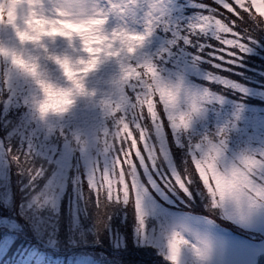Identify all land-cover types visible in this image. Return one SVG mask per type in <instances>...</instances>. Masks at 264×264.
<instances>
[{
	"label": "clouds",
	"instance_id": "clouds-1",
	"mask_svg": "<svg viewBox=\"0 0 264 264\" xmlns=\"http://www.w3.org/2000/svg\"><path fill=\"white\" fill-rule=\"evenodd\" d=\"M244 2L255 15H264V0ZM215 3L231 9L229 0ZM171 4L172 0H0V102L6 106L22 103L35 128L57 132L65 131L60 122L78 101L87 100L107 117L105 125L91 135L79 130L67 134L73 148L91 162L98 151L112 149L113 137L119 139L129 131L126 125L131 122L126 118L122 97L128 95L133 83L142 84L137 102L150 120H166L177 135L191 132L196 137L188 136L192 145L189 154L208 207L203 217L189 208L160 217L153 224L149 213L135 209L133 204L137 230L151 237L167 264H214L219 241L212 226L220 221L225 209L248 218L264 213V194L256 195L252 190L257 185L255 177L264 171V160L258 156L264 147L244 148L229 156V123L196 136V122L206 115L209 106L224 100L212 87L214 82L224 86L225 81H236L208 69L204 71L207 83L194 87L183 72H165L161 49L154 55L142 52L157 29L165 31L174 25ZM217 12L215 7L207 14L196 13L183 26L184 34L171 40L190 39V33L202 45L213 47L212 42H219L236 47L238 42L229 38L232 27L228 18ZM113 17L118 22L109 28ZM57 38L66 41L64 49L54 46ZM110 62L116 70L93 83L91 78ZM208 63L212 69L219 67ZM20 131L14 128L10 135ZM147 132L146 126L141 140ZM161 155L153 152L150 159L155 163ZM133 174L134 166L129 161L125 171L107 176L106 182L109 186L124 183ZM258 186L264 191V183ZM58 187V183L44 187L31 203L37 209L53 203Z\"/></svg>",
	"mask_w": 264,
	"mask_h": 264
},
{
	"label": "rangeland",
	"instance_id": "rangeland-1",
	"mask_svg": "<svg viewBox=\"0 0 264 264\" xmlns=\"http://www.w3.org/2000/svg\"><path fill=\"white\" fill-rule=\"evenodd\" d=\"M199 5L210 6L212 9L217 7L221 12L229 16L233 15L227 9L216 4L215 0H190L186 2L172 0V20L179 23L183 30V26L189 19L194 18L196 13L204 11ZM117 22V18H110L107 26L111 28ZM169 32L171 31L166 32L163 29H157L142 49V52L154 55L161 48H167L166 58L162 62V67L166 73L183 72L188 82L197 87L207 83L204 80V71L210 69L228 76L246 89L245 92H241L231 88L225 89L223 85L213 84L214 90L218 91L224 100L221 104L214 103L209 106L206 115L196 122L194 126L196 136L205 131L215 130L219 125L229 123V156L244 148L264 147V30H253L256 42L251 44V50L243 54L238 63L228 65L221 62L224 63V68L230 67V71H225L224 68L212 69V65L207 62L206 58L198 64L194 63L193 57L197 54L198 49L193 44H185L183 39H179L175 44L170 45L169 41L173 34L172 32L169 34ZM229 38H232L231 34H229ZM212 43L214 48L224 47L227 49L222 54L226 60L229 59L228 51L232 50L231 47L220 45L219 42ZM54 46L62 50L66 47V41L57 38ZM256 51L257 54H255ZM115 70L116 66L113 63L105 64L100 72L91 78L92 82L96 83L98 78ZM4 96L6 97L7 93ZM106 121L107 117L97 107L87 100L81 99L73 111L60 123L67 133L79 130L91 135L97 133ZM233 121L234 127L231 124ZM14 128H19L21 131L16 132L19 135L13 141L10 133L13 132ZM34 128L29 113L22 103L6 106L0 102V132L2 133L0 134V141L4 139L6 142L5 144L2 141L4 145H11L14 151L26 149ZM42 135L43 131L41 130ZM188 136H193V133L190 132ZM188 136L180 135L182 143H188ZM193 138L196 137L193 136ZM63 144L64 140L58 134H53L43 143L33 144L37 153L44 152L45 156H48L49 153H55L48 157L52 159L53 163L49 164L45 161L47 173L32 187L35 189L34 193H32L33 189H27L31 185L29 178L21 174L17 166L10 162L3 150L0 149V209H3V213L8 214L6 219H14L13 216L16 215L17 211H14L9 202L11 196L9 187L15 179L18 190L26 191L23 194L25 198H20L19 205L21 208L17 213L27 222L28 230L27 233H24V230L20 234L22 239L18 242L19 245H15L12 241L19 234V231H13V235L8 234V237L0 238V257L13 247L9 257L2 264H126L125 260L133 257L132 248L149 251L151 255L148 256L147 254V256L151 257L149 259L150 264H167L163 257L158 255L157 246L151 237L142 236L137 230L134 208L122 204L110 205L106 215L101 217L98 215L94 204L88 202L87 199H82V195L87 196L86 184L77 186L74 181L77 175L83 176L85 174V157L77 152L71 157L73 166L66 168L67 154L62 150ZM137 146L141 150L143 149L142 142L138 143ZM173 149L174 159L177 163H182L187 154L186 148L177 146L173 140ZM132 151L135 160V150ZM41 162V159L38 158L37 163ZM53 173H56L58 181H62V183H58L59 187L56 189L58 195L53 202V207L59 208V211L56 209L58 216L55 217V227L61 230L64 226L67 232L65 231L62 236H59L60 233L58 234L56 228L55 236L49 237L44 234V228H42L43 220L47 219L45 216L47 213L41 216L37 211L40 208L34 209L31 201L33 195L44 188ZM144 205L153 224L160 217L174 216L189 209L182 203V197L174 196L171 193L164 196L153 192L145 198ZM191 209L201 214V217L206 215L203 201H201L199 209ZM82 212L83 215L90 216L88 222L84 220L85 216L81 217ZM109 216L110 219L107 218ZM98 219H101L100 224L97 223ZM3 222L5 221L0 223ZM8 225L11 229L13 228L11 224ZM212 227L219 241V250L215 256L214 264H264V213L257 214L245 222L225 218ZM14 228L17 229L18 227L14 226ZM19 248L21 251H27L24 255L28 254V256L12 261L11 258L13 257L11 256ZM38 248L49 252L47 256L52 261L45 260V258L43 260V253L40 252L42 255L38 254ZM32 255L33 259L29 260Z\"/></svg>",
	"mask_w": 264,
	"mask_h": 264
},
{
	"label": "snow or ice",
	"instance_id": "snow-or-ice-1",
	"mask_svg": "<svg viewBox=\"0 0 264 264\" xmlns=\"http://www.w3.org/2000/svg\"><path fill=\"white\" fill-rule=\"evenodd\" d=\"M230 2V0H229ZM231 9H227L233 15L229 16L219 10L216 14L223 13L228 18L232 27L230 38L237 41L236 47H231L228 51L229 59H225L222 54L227 49L224 47L214 48L208 44H201L197 37L187 35L190 39L183 40L185 44H193L198 49L197 54L193 57V62H200L202 59H207L214 65H218L220 70L224 68V63L233 65L238 63L241 56L251 50V44L255 43L253 35L254 29L264 30V15H255L253 11L247 6L244 0H231ZM204 11L201 13L207 14L213 9L206 5H199ZM166 32L171 31L173 36L177 34L183 35L185 29H181L179 23L169 25L165 29ZM169 44H175L174 40H170ZM238 50V51H237ZM167 48H161L160 62L162 63L166 58ZM196 58H200L197 61ZM220 61V62H214ZM224 62V63H221ZM225 71H230V67L224 68ZM219 85V81L214 82ZM143 85L133 83L128 89V95L122 97V103L125 105L126 118L131 122L126 127L129 131L124 136L116 139L112 138V149L98 151L93 161L89 162L83 152L76 151L72 142L63 129L57 132H44L41 136V130L34 128L31 132L27 148L22 151H14L11 145H4L0 141V149L6 154L7 159L14 163L21 174L29 178V183L35 186L41 178H44L47 173L45 161L49 164L53 163L52 159L48 158L55 153H49L45 156L44 152L37 153L33 148L34 143H43L53 134H58L64 140L63 151L67 154L65 159V167L71 168V157L77 152L85 157L86 170L83 176L77 175L74 183L77 186L85 185L87 189V196L82 195V199H87L88 202L94 204L98 215L105 216L110 205L122 204L131 207L135 205V209L144 211L145 198L150 196L153 192L167 196L169 193L182 197V203L188 208L199 209L201 201L203 207L207 211L208 203L204 189L201 186L200 179L196 176L195 168L193 166V158L190 150L192 148L191 142L187 144L182 143L181 137L175 133L174 129H169L167 121L163 123L153 122L150 120L147 112L140 109L137 102L138 93L142 90ZM225 89H234L245 92L246 89L239 83L224 82ZM147 126L148 132L143 140L141 135ZM234 127V125H232ZM173 140L179 147L186 148V155L182 163H177L173 157ZM142 142L143 149L138 147V143ZM59 150V149H57ZM135 160L133 159V151ZM153 152L161 153V158L153 163L150 157ZM259 159L264 160V150L258 153ZM41 159V163H37V159ZM129 161L134 166L135 174L130 175L124 183H113L109 186L106 182V177L114 173L125 171L128 167ZM190 173V175H189ZM257 185L253 186V191L256 195L264 194L259 188L260 183H264V171H260L255 177ZM86 182V183H85ZM58 181L56 173L48 179V184L44 187L51 188ZM110 219V216L107 217ZM238 220L241 222L247 221L249 218L243 215H234L225 209L221 221L224 219Z\"/></svg>",
	"mask_w": 264,
	"mask_h": 264
},
{
	"label": "trees",
	"instance_id": "trees-1",
	"mask_svg": "<svg viewBox=\"0 0 264 264\" xmlns=\"http://www.w3.org/2000/svg\"><path fill=\"white\" fill-rule=\"evenodd\" d=\"M258 52L256 51V53L255 54H257ZM231 74V76L233 77V75H232V73H230ZM246 82V81H245ZM4 95H5V93H4ZM16 108V107H15ZM17 109V108H16ZM19 111H21V110H19ZM18 114H19V112H18ZM13 133V132H12ZM0 134H2L1 132H0ZM19 134L18 133H14V134H12V139H13V141L15 140V137L16 136H18ZM3 138V137H2ZM2 141H4V143L6 144V142H5V140L4 139H2ZM33 187V185H30L27 189H33L32 188ZM10 188V203H11V205H12V208L14 209V211L16 212H19L18 210L21 208V206L19 205V201H20V198H22V199H24L25 198V196L23 195L24 193H26V191H22V189H21V191L20 190H18V188H17V185L15 184V179H14V181H13V184L11 183V186L9 187ZM34 190L35 189H33L32 190V193H34ZM23 195V196H22ZM35 195V194H34ZM33 195V196H34ZM1 204H2V202H1ZM53 203H51V204H49V205H46L45 207H43V208H40L39 210H37L38 212H39V214L42 216V215H45L46 213H47V215H45L46 216V218L47 219H44L43 220V222H44V225L42 226V228H44V234H46V235H48L49 237H54L55 236V232L57 231V229H58V227H55L56 226V222H55V220H56V218L55 217H57L58 216V214H57V211H59V208L58 207H56L55 208V206L53 207ZM34 206V209L36 208L35 207V205H33ZM37 209V208H36ZM56 209H57V211H56ZM108 210V209H107ZM110 210V209H109ZM3 211V209L1 210L0 209V222L1 221H5V222H3V223H0V238L2 239L3 237H8V234L10 235V234H12V233H14L13 231H19V234H17L16 235V237H14L13 239H12V241H13V243L16 245V244H18L19 245V243L18 242H20V239H22L21 238V236H20V234L22 233V231H24L25 230V232L24 233H27L28 232V230H27V222H25V219H23L17 212H16V215H14L13 216V218L14 219H12V220H10V219H6V217L8 216V214H6V213H3L2 212ZM50 211V212H49ZM111 211V210H110ZM37 212V213H38ZM49 212V213H48ZM112 212H113V210H112ZM112 212H110V213H112ZM109 213V214H110ZM81 215V214H80ZM83 216H85L84 217V220L85 221H89V219H90V216L89 215H83V212H82V215H81V217H83ZM52 217V218H51ZM83 220V219H82ZM84 220H83V222H84ZM9 222V223H8ZM8 224H11V226H13V228L11 229L10 228V226L8 225ZM53 224H54V226H53ZM4 226V227H3ZM14 226H17L18 228L17 229H15L14 228ZM57 228V229H56ZM65 228H64V226L62 227V229L61 230H59L58 229V234L60 233V235L59 236H62L63 235V233H65ZM67 232V231H66ZM13 235V234H12ZM13 248V247H12ZM11 248V249H12ZM11 249L10 250H8L6 253H4V254H2V256L0 257V264H2L3 262H5V260H6V258L7 257H9V255H10V253H11ZM39 252H38V254L41 252V253H43V260H44V258H45V260H49V261H52L51 259H49L48 258V256H47V253H49V252H47L46 250H43V249H41V248H38L37 249ZM13 251V250H12ZM25 252H27V251H25ZM24 251H21V248H19L18 250H15V252L13 253V255L11 256V257H13V258H11V260L12 261H16V260H18L19 258H24V257H27L28 256V254L27 255H24V253H25ZM40 253V254H41ZM131 253H132V255H133V257L132 258H127L125 261L127 262L126 264H150V261H149V259L151 258V257H148L149 255H151L150 253H149V251H144V250H142L141 248H132V250H131ZM147 254H148V256H147ZM42 255V254H41ZM55 257V256H54ZM33 259V255L29 258V260H32ZM43 263V262H42ZM125 263V262H124ZM12 264V263H11Z\"/></svg>",
	"mask_w": 264,
	"mask_h": 264
}]
</instances>
